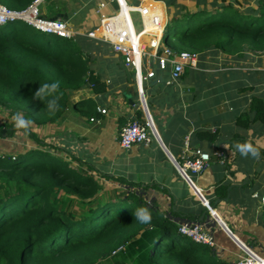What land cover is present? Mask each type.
Listing matches in <instances>:
<instances>
[{
	"label": "crops",
	"instance_id": "1",
	"mask_svg": "<svg viewBox=\"0 0 264 264\" xmlns=\"http://www.w3.org/2000/svg\"><path fill=\"white\" fill-rule=\"evenodd\" d=\"M125 1L133 7L150 4L160 8L165 28L172 18L183 14L182 8L189 13L214 9V0ZM101 3L105 7L99 10ZM44 5L52 15L49 18L66 15V19L57 20L75 33L72 40L89 58V71L105 84L103 93L95 94L88 85L70 98L71 105L92 99L94 112L79 114L71 106L57 124L30 126L29 130L47 145L45 151L92 176L102 187L98 195L103 200L133 191L174 223L179 218L172 214L193 216L189 222L196 219L206 225L215 241L212 249L227 264L243 255L242 246L264 258V129L258 122L245 130L236 125L237 118L248 111L251 98L264 96V55L205 51L198 54L196 68L186 67L181 78L170 85L166 84L169 69L160 71L154 61L145 62L146 69L155 73L143 92L159 141L126 151L118 143L120 128L144 120L134 71L122 66L120 56L109 44L86 36L99 27L100 13H117V4L111 0H47ZM249 116L253 119L254 115ZM198 132L216 133V141L199 138ZM235 135L241 140H234ZM240 143L251 144L258 155L242 156L236 147ZM32 149L40 148L22 132L0 138L1 155L16 156ZM196 149L211 155L209 164L202 173H188L184 178L176 163L181 164ZM216 150L222 157L212 155ZM119 180L131 183L132 189ZM211 206L214 219L210 211L206 212ZM202 214L205 216L200 221Z\"/></svg>",
	"mask_w": 264,
	"mask_h": 264
},
{
	"label": "trees",
	"instance_id": "2",
	"mask_svg": "<svg viewBox=\"0 0 264 264\" xmlns=\"http://www.w3.org/2000/svg\"><path fill=\"white\" fill-rule=\"evenodd\" d=\"M31 2L0 0L16 11ZM248 2L256 8H243ZM212 5V11L195 13L182 8L183 14L167 24L162 43L174 53L264 55V0H214ZM88 65L89 58L72 39L22 22L0 26V109L11 118L21 113L37 127L57 124L71 106L92 113V99L70 104L71 96L88 85L95 94L105 91ZM56 81V93L34 99L40 85ZM54 98L58 107L49 111L47 102ZM257 122L264 129V96L251 98L236 125L245 130ZM18 131L40 149L0 156V264H227L214 249L178 234L176 223L193 216L172 214L180 221L174 223L133 191L103 200L92 176L45 151L47 145L29 129L17 130L12 121L0 126V138ZM196 135L211 142L217 138L216 133ZM233 139L241 140L238 135ZM140 207L150 211L151 223L137 221L134 213Z\"/></svg>",
	"mask_w": 264,
	"mask_h": 264
},
{
	"label": "built area",
	"instance_id": "3",
	"mask_svg": "<svg viewBox=\"0 0 264 264\" xmlns=\"http://www.w3.org/2000/svg\"><path fill=\"white\" fill-rule=\"evenodd\" d=\"M47 0H32L23 10H11L0 4V26L22 22L35 30L48 35L64 39H72L75 33L68 31L66 23L61 20L50 21L42 17L40 7ZM117 4V13L111 16L100 13L99 27L86 33L91 39L105 42L111 46L113 53L119 55L126 68L134 71V83L138 92V99L144 113L142 122L134 120L120 128L118 132L119 146L129 151L135 145H148L152 141H159L157 130L146 110L143 87L144 83L155 77L154 71L146 69L145 62L154 61L160 71L169 69L170 85L177 82L183 75L185 68H196L198 54L189 52L174 53L162 43L165 22L162 11L155 5H138L133 7L125 0H111ZM105 4H99L102 10ZM139 16L142 30L134 28L131 14ZM144 38H147L146 40ZM151 51V54L147 53ZM106 114L103 109L97 110ZM214 157H222V152L214 151ZM1 156V154H0ZM211 155L196 149L188 158H183L181 164L176 163L180 174L185 178L188 173L198 175L208 166ZM264 202V198H262ZM212 215V213H211ZM211 217L214 216L212 215ZM179 235L188 238L194 243L215 248V241L206 225L198 222L183 221L176 223ZM243 256L233 264H264V258L257 256L245 246L241 247Z\"/></svg>",
	"mask_w": 264,
	"mask_h": 264
},
{
	"label": "clouds",
	"instance_id": "4",
	"mask_svg": "<svg viewBox=\"0 0 264 264\" xmlns=\"http://www.w3.org/2000/svg\"><path fill=\"white\" fill-rule=\"evenodd\" d=\"M59 88V82H45L39 86L37 91L34 94V99L38 101H42L46 99L47 96L56 93ZM58 107L57 99H51L47 102V108L49 111L55 110ZM12 121L15 129L17 130H27L32 125L33 121L29 118H25V116L21 113H16L12 117ZM237 150L240 152L242 156H248L251 154L252 156H257V151L253 148V146L249 143H240L236 145ZM138 222L142 224L151 223L152 216L150 211L147 208L140 207L134 213Z\"/></svg>",
	"mask_w": 264,
	"mask_h": 264
},
{
	"label": "rangeland",
	"instance_id": "5",
	"mask_svg": "<svg viewBox=\"0 0 264 264\" xmlns=\"http://www.w3.org/2000/svg\"><path fill=\"white\" fill-rule=\"evenodd\" d=\"M253 1V0H251ZM255 2H248V3H243L242 7L245 8V7H251V8H256V5L254 4ZM47 7H45V5L43 4L41 7H40V12H41V15L42 17L45 18V16H47L48 18L51 17L52 15L50 14V12L47 11ZM131 19L133 21V25H134V28L137 32L141 31L142 30V23L140 21V18L137 14L135 13H132L131 14ZM11 28H8L6 30H9ZM146 87V82L144 84V88ZM77 113L79 114H82L83 111L81 110H75ZM0 126H2L3 124H9L10 122H12V118L7 114V112H5L4 110H0ZM17 133V132H15ZM104 220L101 221V223L103 222ZM100 223V221H99ZM243 256V255H242Z\"/></svg>",
	"mask_w": 264,
	"mask_h": 264
},
{
	"label": "water",
	"instance_id": "6",
	"mask_svg": "<svg viewBox=\"0 0 264 264\" xmlns=\"http://www.w3.org/2000/svg\"><path fill=\"white\" fill-rule=\"evenodd\" d=\"M57 19H66V15H64V14H57L55 17H52V18H49V19H47V20H50V21H55V20H57ZM120 59H121V57H120ZM121 64H122V66H124V64H123V61H122V59H121ZM125 67V66H124ZM126 71V70H125ZM157 135H158V133H157ZM158 139H159V137H158ZM230 190V187L228 188V191ZM228 196V195H227ZM207 211L206 212H211L212 213V215H213V210H214V208H213V206H211L210 208H209V210L208 209H206ZM209 212V213H210ZM204 216H205V214H202L201 215V217H200V221H202V219L204 218ZM214 216V215H213ZM215 218V217H214ZM216 220H218V222L224 227V231H226L227 233H228V235H230L240 246H242V244L241 243H239L231 234H230V232L227 230V228L225 227V225L222 223V221L220 220V219H216Z\"/></svg>",
	"mask_w": 264,
	"mask_h": 264
}]
</instances>
